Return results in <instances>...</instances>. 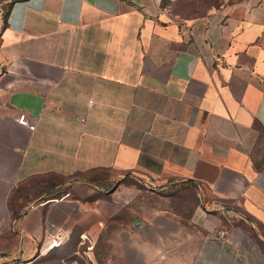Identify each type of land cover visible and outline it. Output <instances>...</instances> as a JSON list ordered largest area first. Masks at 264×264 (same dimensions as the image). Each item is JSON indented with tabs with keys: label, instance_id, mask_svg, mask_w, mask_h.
I'll list each match as a JSON object with an SVG mask.
<instances>
[{
	"label": "crops",
	"instance_id": "1",
	"mask_svg": "<svg viewBox=\"0 0 264 264\" xmlns=\"http://www.w3.org/2000/svg\"><path fill=\"white\" fill-rule=\"evenodd\" d=\"M160 2L0 0V260L264 264V0ZM126 176L193 185L187 221Z\"/></svg>",
	"mask_w": 264,
	"mask_h": 264
},
{
	"label": "rangeland",
	"instance_id": "2",
	"mask_svg": "<svg viewBox=\"0 0 264 264\" xmlns=\"http://www.w3.org/2000/svg\"><path fill=\"white\" fill-rule=\"evenodd\" d=\"M166 7L169 8L171 16L177 21L199 20L208 17L211 13L218 12L226 7L243 3L247 0H166ZM7 6L0 4V29L3 25V17ZM113 183L118 178L113 176ZM124 183L132 184L136 187L138 195L136 196L137 205L143 206H180L184 222L187 221L193 204L196 201L195 187L191 184L169 185L171 182L162 183H139L131 180L128 176L122 179ZM164 187V189H163ZM154 190H157L155 192ZM150 215V214H148ZM143 220V219H142ZM187 224V223H185ZM173 226H169L171 228ZM86 258V257H85ZM81 260V259H80ZM83 260V259H82ZM84 262V261H83ZM85 264V263H84Z\"/></svg>",
	"mask_w": 264,
	"mask_h": 264
},
{
	"label": "built area",
	"instance_id": "3",
	"mask_svg": "<svg viewBox=\"0 0 264 264\" xmlns=\"http://www.w3.org/2000/svg\"><path fill=\"white\" fill-rule=\"evenodd\" d=\"M161 1V0H160ZM160 13L167 16L168 18H172L171 16V12L169 10L168 7H163L160 8ZM17 123L21 126H24L26 128H28V130L33 131L34 130V126L31 125L28 122V119L26 118L25 114H20L17 119H16ZM0 264H36L33 260H28V261H24V260H10V259H2L0 260Z\"/></svg>",
	"mask_w": 264,
	"mask_h": 264
},
{
	"label": "trees",
	"instance_id": "4",
	"mask_svg": "<svg viewBox=\"0 0 264 264\" xmlns=\"http://www.w3.org/2000/svg\"><path fill=\"white\" fill-rule=\"evenodd\" d=\"M166 3H167L166 0H161V2H160V6H161V8L165 7V6H166ZM10 8H11V4H9V5L7 6L6 13L4 14V17H3V25H2V28L6 25L7 18H8L9 11H10Z\"/></svg>",
	"mask_w": 264,
	"mask_h": 264
}]
</instances>
